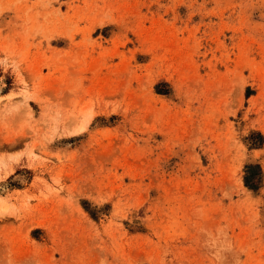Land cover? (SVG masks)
Wrapping results in <instances>:
<instances>
[{
	"label": "rangeland",
	"instance_id": "obj_1",
	"mask_svg": "<svg viewBox=\"0 0 264 264\" xmlns=\"http://www.w3.org/2000/svg\"><path fill=\"white\" fill-rule=\"evenodd\" d=\"M0 264H264V0H0Z\"/></svg>",
	"mask_w": 264,
	"mask_h": 264
},
{
	"label": "trees",
	"instance_id": "obj_2",
	"mask_svg": "<svg viewBox=\"0 0 264 264\" xmlns=\"http://www.w3.org/2000/svg\"><path fill=\"white\" fill-rule=\"evenodd\" d=\"M258 136H260L258 133H257ZM256 167V165H249L247 166L246 168L248 169V171H251V169H254ZM252 172H250L249 174H245L244 175V184L247 185L248 187H252L253 184H251L253 182L254 179H252Z\"/></svg>",
	"mask_w": 264,
	"mask_h": 264
}]
</instances>
